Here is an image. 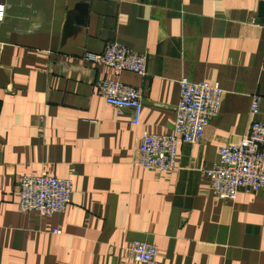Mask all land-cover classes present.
I'll use <instances>...</instances> for the list:
<instances>
[{
    "label": "crops",
    "instance_id": "obj_1",
    "mask_svg": "<svg viewBox=\"0 0 264 264\" xmlns=\"http://www.w3.org/2000/svg\"><path fill=\"white\" fill-rule=\"evenodd\" d=\"M261 2L0 0V264H136L132 241L155 246L148 264H264V196L222 202L203 174L264 123ZM111 41L146 56L144 77L80 60ZM180 78L217 83L218 113L173 171L142 169L139 138L170 134ZM100 80L141 92L137 114L101 99ZM41 173L70 181L63 213L17 210L18 181Z\"/></svg>",
    "mask_w": 264,
    "mask_h": 264
},
{
    "label": "built area",
    "instance_id": "obj_2",
    "mask_svg": "<svg viewBox=\"0 0 264 264\" xmlns=\"http://www.w3.org/2000/svg\"><path fill=\"white\" fill-rule=\"evenodd\" d=\"M4 5L0 3V24ZM80 60L91 66L105 67L114 75L128 72L145 76L146 56L138 54L114 41L104 44L99 53L83 52ZM264 70V66L262 67ZM174 120L168 135L143 132L139 138L135 165L158 172L175 168L178 146L199 144L203 131L218 113L222 90L217 83L189 82L180 78ZM94 92L117 108H131L137 114L142 93L122 85L117 80H100ZM259 98L252 96L249 115L257 113ZM203 174L209 180L211 195L222 202L233 201L238 191L245 194L259 192L264 196V123L251 122L247 132L236 144H225L217 150V160ZM71 194V183L44 173L24 176L17 184L16 207L22 213H37L42 217L63 213ZM54 234H58L55 230ZM126 258L136 264H148L157 256L155 246L132 241L125 248Z\"/></svg>",
    "mask_w": 264,
    "mask_h": 264
},
{
    "label": "water",
    "instance_id": "obj_3",
    "mask_svg": "<svg viewBox=\"0 0 264 264\" xmlns=\"http://www.w3.org/2000/svg\"><path fill=\"white\" fill-rule=\"evenodd\" d=\"M79 8H81V5H79ZM256 16L258 21L264 25V2L258 4Z\"/></svg>",
    "mask_w": 264,
    "mask_h": 264
}]
</instances>
